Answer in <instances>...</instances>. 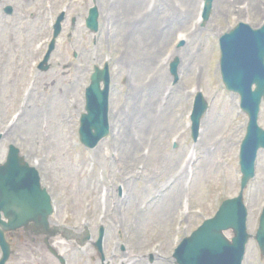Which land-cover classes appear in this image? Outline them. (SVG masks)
<instances>
[{
    "label": "rangeland",
    "instance_id": "1",
    "mask_svg": "<svg viewBox=\"0 0 264 264\" xmlns=\"http://www.w3.org/2000/svg\"><path fill=\"white\" fill-rule=\"evenodd\" d=\"M59 1H44L48 17L63 7L67 13L83 14L92 0H62V4L57 6ZM175 1L182 11L188 9L190 14L178 17L172 8L166 7L167 10L164 7ZM187 1L96 0L101 14L100 23H103L96 36L97 44H79L73 50L68 44L57 45L60 62L72 61L71 52L75 51L80 67L88 63L83 64L85 67L81 68L86 70L77 72L76 77L74 70L60 73L63 70H58L55 64L53 70L46 74L36 71L35 61L40 59V54L38 45L32 41L43 30L36 13L32 16L37 18L28 21L30 32L26 35L21 32L22 26L15 28L13 23L0 26V132L8 136L3 145L13 142L29 162L38 161L36 168L45 186L56 188L61 181L63 194L70 195L67 200H74L69 202L74 205H68V208L77 211L68 217L71 225L81 224L86 218V213H82L86 209L83 202L75 201L85 194L75 189L77 184H84L87 188L90 184L109 187L124 183L126 186L146 188L149 212L140 214L137 207L129 208L128 211L134 213L135 218L128 227L133 234L138 230L143 233V256L147 259L150 254L152 258L157 257L154 261L158 264H169L171 247L175 242L193 230L202 217L211 216L224 198L233 197L238 192L237 151L247 118L238 109L237 97L226 92L221 85L216 39L220 32L228 30L239 20L253 27L264 22V0H215L203 26L195 20L199 0H191L189 4ZM241 2L250 5L244 8ZM149 5H153L151 14L146 12ZM233 9H241V12L238 15ZM30 11L35 10L32 7ZM104 13L107 15L105 21ZM128 14L131 16L126 18ZM147 18L154 19L151 22L156 32L154 36L150 35ZM175 18H181V25L173 21ZM126 21L134 25L133 32L129 31L131 24L126 25ZM169 29L170 36L159 38L161 32ZM177 30H183L185 32L182 33L188 35V41L178 50L176 46L180 40L174 36ZM128 31L132 32L130 37L126 35ZM134 36L137 39L134 40ZM131 41L136 44H123ZM122 51L123 57L120 54ZM174 55L179 58V71L183 73L177 82L173 81L168 70L169 61ZM92 60L96 64H101L103 60L111 64V110L115 109L116 114L114 118L111 116L109 135L95 150L84 151L78 144L76 125L77 115L82 111V93ZM29 65L30 74L27 70ZM46 84L49 85L47 90ZM141 88L145 89L143 96L139 91ZM195 88L202 90L209 110L202 118L200 145L195 147V175L189 183L184 184L186 171L185 168L184 172L180 169L185 164L184 156L192 148L187 118ZM18 94L21 95L17 98ZM131 94L134 103L130 110L128 103L131 100L128 97ZM36 104L38 106H34ZM135 115L142 120L136 121ZM259 123L264 126V109ZM172 144H177L174 150L171 149ZM84 152L93 153L95 163L91 171L81 164ZM2 157L1 147L0 160ZM104 162H107V166ZM256 162L254 180L245 192L247 228L251 234L256 230L260 208L264 203L263 153ZM79 172H82L80 178ZM136 173H140V176ZM99 174H102V181L96 183L94 180ZM51 175L59 179V184L50 182L55 181ZM138 177L139 180L135 182ZM170 181L173 184L169 185ZM183 198L189 199L190 213H181L180 231L177 228L180 221L178 208ZM90 210L94 211L92 207ZM199 212L201 214L198 215ZM39 240H16L15 251L7 264H43L41 255L44 258L47 256L46 264H59ZM48 244L58 249L66 264H84V249L79 250L65 240L55 244L49 239ZM86 259L88 263V257ZM144 261L148 264V260ZM94 264H98V260ZM244 264H264L253 240L246 246Z\"/></svg>",
    "mask_w": 264,
    "mask_h": 264
},
{
    "label": "water",
    "instance_id": "2",
    "mask_svg": "<svg viewBox=\"0 0 264 264\" xmlns=\"http://www.w3.org/2000/svg\"><path fill=\"white\" fill-rule=\"evenodd\" d=\"M221 48L223 50L221 69L223 71V79H225L227 83L226 87L240 93L242 107L248 111L250 117L254 118L253 111L256 110V104L258 98L262 94V89L264 90V30L259 29L258 31H252L247 26L240 24L229 35L223 36ZM253 83L256 84V90L251 92L249 88ZM93 89L95 91L93 90L88 98L91 107L88 119L86 120V130H88L89 127L91 129L95 127L96 115L99 111L101 101L99 91L95 88ZM99 128L102 129L103 127L99 126ZM254 131V124H251L250 122L247 136L243 141L240 154L242 170H244L243 161L246 160L248 161L247 168L250 174H252L253 160L257 147H264V133H257ZM15 163L18 168V174H14L10 181L8 180L6 173L2 172L3 169H0V176L2 179V182L0 181V206H3L8 212H10L9 218L12 219V222L19 224L23 220L20 218L16 219V217L22 216L25 213L21 201H25V207H27V204L29 205V200L23 197L21 192V187L25 183L23 175L24 173L25 175L28 174L24 172L26 169L21 163L20 158L16 157ZM246 179V177L243 179V183ZM14 190L17 191L18 197L14 195ZM237 207L239 206H232V211L229 210L226 215L218 214L217 221H212L208 224L206 230L202 231L203 235L208 234L206 238L210 240L215 238L218 240L216 232L227 226H231L234 229L236 236L233 242L235 251L234 254L231 255V261H236V263L239 258L238 254L241 255V249L245 241L241 238V221L243 220V214L241 211H238ZM17 210L20 211L18 214ZM217 222H219L218 225H216ZM259 231H262V233L258 238L260 241L264 242V216L261 219V227ZM209 233H211V235H209ZM0 245L4 251L2 261L0 262V264H2L8 255L7 244L2 237H0ZM192 245L195 247H201L197 236L193 238ZM212 247L216 250V253L209 250H205L204 253L203 250L196 251L199 252L202 260H210L211 256L223 254L221 246L212 245Z\"/></svg>",
    "mask_w": 264,
    "mask_h": 264
},
{
    "label": "bare ground",
    "instance_id": "3",
    "mask_svg": "<svg viewBox=\"0 0 264 264\" xmlns=\"http://www.w3.org/2000/svg\"><path fill=\"white\" fill-rule=\"evenodd\" d=\"M193 1V0H192ZM191 0H189V1H187L186 3L187 4H189V3H191L192 2ZM194 5V4H193ZM149 10L147 9L146 10V12H148ZM235 12H237L236 10H234ZM145 12V13H146ZM152 11L150 10L148 13L150 14ZM240 12V11H239ZM145 13H144V17H145ZM187 13L188 14H190V11L187 9ZM238 13V12H237ZM185 15V14H184ZM154 19L152 18V19H148L147 18V20H146V22H147V25H148V28H149V32H150V35L151 36H154L155 35V30H154V27H153V25H151V22L153 21ZM167 20H168V17H167ZM174 22L176 21L175 19L173 20ZM170 33H171V31H170V29L168 30V31H166V32H161L158 36H159V38H165V37H168V36H170ZM141 90H142V88H141ZM145 90V89H144ZM140 91V90H139ZM170 209H171V207H170Z\"/></svg>",
    "mask_w": 264,
    "mask_h": 264
}]
</instances>
